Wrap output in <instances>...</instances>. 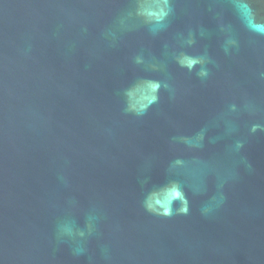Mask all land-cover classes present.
<instances>
[{"label": "water", "instance_id": "obj_1", "mask_svg": "<svg viewBox=\"0 0 264 264\" xmlns=\"http://www.w3.org/2000/svg\"><path fill=\"white\" fill-rule=\"evenodd\" d=\"M171 2L169 29L151 37L118 23L133 0H0V264H87L50 242L69 197L123 220L120 264H264V129L250 132L264 125V85L251 76L264 67V37L244 27L237 0ZM250 2L264 18V0ZM228 25L241 41L233 57L221 48ZM189 32L196 43L185 50L220 65L206 83L172 59ZM153 58L166 69L153 72ZM138 78L168 79L176 99L161 88L145 116L125 114L124 90ZM240 92L260 110L229 134L225 101ZM202 129L198 154L237 171L224 207L204 219L196 197L190 217L140 216V180L163 182L179 137ZM237 139L244 147L231 155Z\"/></svg>", "mask_w": 264, "mask_h": 264}, {"label": "clouds", "instance_id": "obj_2", "mask_svg": "<svg viewBox=\"0 0 264 264\" xmlns=\"http://www.w3.org/2000/svg\"><path fill=\"white\" fill-rule=\"evenodd\" d=\"M235 8L247 31L264 37V18L257 17L250 0H237ZM173 14L171 0H133L118 23L123 29L139 30L145 35L157 37L169 29ZM222 30L223 54L233 57L240 51L241 41L233 34L231 25ZM112 35L115 38V33ZM195 43L193 34L189 32L180 48L172 53V59L180 69H186L188 73L194 72L201 83H206L213 78L214 68L218 69L220 65L207 50L202 53L185 50V47H191ZM135 63L143 64V58L137 56ZM150 68L159 73L166 69V63L157 62L153 58ZM251 76L257 84L264 85V67L252 70ZM161 88L169 93L170 99H176V89L168 79L138 78L124 90L123 112L137 118L145 116L149 107L160 101ZM259 110L256 97L247 92L228 98L223 115L227 117L225 123L229 134L237 131V118L243 114L255 115ZM258 129H264V125H250V132L255 133ZM179 141L174 145L176 155L167 167L163 182L149 184L148 178L140 180L137 212L140 216L161 224L190 217L193 214L191 199L196 197L205 198L198 209L199 215L204 219L211 218L226 204V186L237 178L234 167H227L222 161L205 159L198 154L204 148L203 129L194 136H181ZM244 143V140L237 139L234 148L230 146L229 153H239ZM241 162L252 170L245 158H241ZM60 179L68 185L65 177L61 176ZM210 182L214 184V189ZM67 203L70 207L53 222L50 241L53 249L66 245L74 257H84L87 264H120L118 253L121 256L124 253L118 248V244L126 230L123 220L103 206L93 205L82 209L74 197H69Z\"/></svg>", "mask_w": 264, "mask_h": 264}]
</instances>
